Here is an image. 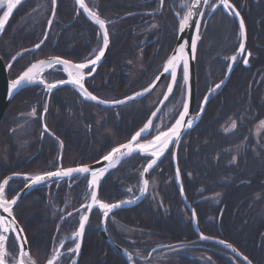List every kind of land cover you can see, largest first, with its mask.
Segmentation results:
<instances>
[{
  "label": "flooded vegetation",
  "instance_id": "af4514ba",
  "mask_svg": "<svg viewBox=\"0 0 264 264\" xmlns=\"http://www.w3.org/2000/svg\"><path fill=\"white\" fill-rule=\"evenodd\" d=\"M84 1L87 7L106 21L109 33V45L105 49L104 56L95 66L90 65L88 69L83 70L85 87L100 99L118 101L148 86L161 72L164 62L174 49L178 38L180 15L187 10V7L182 8V4H186L189 0H163V2L161 0ZM231 1L245 20L243 3L240 6L238 1ZM191 2L192 0L189 1V3ZM256 3L259 5L258 7L262 6L263 8L260 12H264V0H256ZM4 7L7 8L6 5ZM18 9L23 13L18 15L15 22L11 24L10 22ZM206 9L207 13L210 9L209 5ZM3 11L0 8V18ZM212 15H214L213 18L220 17L219 19L224 22L225 31L230 26L232 29L236 27L237 31L240 32L236 17L228 15L222 8H218ZM260 22H264V17L258 18L256 25H260ZM239 40L240 43L236 49L221 58L224 59L228 68L231 62L230 58L241 45L240 37ZM37 44H40L39 48L35 47ZM101 46L102 30L95 22L86 17L83 11L78 8L75 0H56L55 4L52 0H25L15 10L3 31L0 32V58L9 67L8 76L10 80L17 78L33 62L44 58L60 57L73 63H86L89 59H94ZM260 47L264 48L258 43L254 49L250 45L247 27V44L243 53L236 57L234 71L240 65L249 67L251 60L259 55L257 52H260L258 51ZM247 56L248 64H245L243 61ZM93 67L92 75L88 76L89 69ZM262 72L264 74V70ZM262 72L258 78L259 82L262 78ZM180 75L181 71L171 98L157 117L152 134L146 139L154 136L156 123L165 108H168V105L181 95L179 92ZM41 79L46 83H56L60 80H68V74L63 71V67L57 66L47 69L41 75ZM169 83L170 77L168 76L147 97L113 108L85 100L80 90L73 85L65 84L56 89H48L46 85L36 83L23 89L8 106L0 126V148L10 145V149L14 148L17 156L16 166L18 170L9 175L14 173L30 174L31 172L44 173L61 167L77 166L81 163L80 160H77L78 157L84 161L92 158L97 160L104 154L105 151L102 153L103 150L107 151L124 142L121 141L112 145V143L121 140L127 131V118H136L137 115H140L138 117L144 118L143 123L147 121ZM164 84V92L157 98L155 104L151 105V98ZM45 108H47L46 112L44 111ZM33 109H35V113H33ZM25 123L32 126L34 139L22 141V145L25 146L22 148V155H18L17 149H19L20 142L19 144L16 143L15 135ZM133 133L130 134V138ZM256 142L257 147L264 149L263 134L257 136ZM109 144L111 146H108ZM52 153L53 157H50ZM146 162L145 158L139 162L132 169L133 173L141 172ZM41 164L42 166H36ZM81 164L88 163L83 162ZM77 181L79 179L73 178L70 181L51 182L39 189L46 193V200H54V205L58 206L63 201L61 197L63 190L68 186L75 185ZM139 182V177L136 183L130 182L126 191L131 189L133 192L134 186ZM24 185L25 180L21 179L18 192ZM87 199L88 197L85 196V201ZM12 237L8 241V248ZM128 239L131 238L128 237ZM204 242L208 241L200 240L197 235V238L190 240L176 242L169 239L162 240L149 247H142L144 242L140 246L130 243L128 248L117 243L133 255L131 260L135 264H218L214 255L222 254V251ZM75 243L77 240L74 241V239L68 240L66 244L63 240L57 242L55 248L60 244L59 258L63 261L61 264L71 263L76 252L69 253L68 250L72 249ZM10 250L14 254L15 251ZM227 257L230 259V254ZM125 259L127 264H130L126 257ZM230 261L233 263L231 259Z\"/></svg>",
  "mask_w": 264,
  "mask_h": 264
},
{
  "label": "trees",
  "instance_id": "16d2710c",
  "mask_svg": "<svg viewBox=\"0 0 264 264\" xmlns=\"http://www.w3.org/2000/svg\"><path fill=\"white\" fill-rule=\"evenodd\" d=\"M235 1L240 6L243 3L250 45L253 49L257 43L264 47V22L256 25L258 18L264 17V12H260L262 6L258 7L256 0ZM22 13L18 9L10 23L13 24ZM258 51L259 55L251 60L249 67L240 65L235 69L230 82L209 102L199 123L187 132L178 150V161L186 195L197 211L202 232L233 243L255 264H264V149L257 147L255 136L257 125L264 120V76L258 81L264 70V48L260 47ZM199 66L197 60L198 86L201 82ZM180 77L182 82V73ZM202 92L198 88V101ZM138 116L127 118V131L121 140L112 145L129 139L130 134L144 124V118ZM233 121L237 125L235 129H231ZM16 158V151L10 149V145L0 148V183L18 170ZM143 159L140 155L131 156L108 173L100 186V199L115 203L124 198L127 194L124 188H129L130 182L136 183L140 175L133 173L132 169ZM77 160L89 163L96 158L84 161L78 157ZM156 173L160 176L159 196L117 210L113 219L125 227L151 231V237L161 240L176 242L197 238L191 220L184 218L185 213L191 214L185 208L175 184L172 150L150 175ZM20 182L19 178L11 180L7 192L9 198L16 195ZM87 194V178H81L75 185L63 190V201L58 206L54 205V200H46V193L37 189L16 208L15 215L25 230L30 253L38 264L46 263L61 237L77 230L79 213L74 210L85 203L82 196ZM215 197L218 202H214ZM101 219L102 215L95 210L87 227L78 264H127L123 254L103 238L99 224ZM111 228H116V231ZM108 231L122 246L128 248L132 243L125 234L127 232L112 226L111 219ZM133 242L135 246L144 242L141 246L149 247L143 236L135 235ZM204 243L222 251V254L214 255L218 264H233L227 257L230 252L225 248ZM239 262L244 264L241 260Z\"/></svg>",
  "mask_w": 264,
  "mask_h": 264
},
{
  "label": "water",
  "instance_id": "95a60500",
  "mask_svg": "<svg viewBox=\"0 0 264 264\" xmlns=\"http://www.w3.org/2000/svg\"><path fill=\"white\" fill-rule=\"evenodd\" d=\"M25 0H20V3L16 4L15 7L13 8L11 14L9 15V18L4 26V28L6 27V25L8 24L10 18L12 17L13 13L15 12V10L19 7V5ZM213 0H208V3H204L203 0H201V3L199 5V11L204 13L205 14V11H206V8L207 6L212 2ZM78 8L83 11V13L86 15V17L91 20L92 22H95L94 20L91 19V17L88 15V13L82 9L80 7V5L77 3V0H75ZM15 3V2H14ZM85 3V1H84ZM230 3H232V1L230 0ZM233 4V3H232ZM86 5V3H85ZM217 5L215 8L212 9V12L216 11L218 8H222L223 11L225 13H227L228 15L230 16H235L238 23H239V28H240V32H239V37L241 38V44L244 45V50H245V47H246V44H247V27H246V23H245V20L241 14V12L238 10V8L235 6V11H238L239 12V16H236V15H233L232 14V11L229 10V9H225L222 5L219 4V0H217L216 4ZM87 6V5H86ZM89 8V7H88ZM90 9V8H89ZM186 14V13H185ZM184 14V15H185ZM54 15V14H53ZM203 19H204V15L203 16H194L192 18V20L189 21V25L185 28V30L183 32H180L178 31V38H177V42L174 46V49L173 51L171 52V54L169 55V57L167 58V60L164 62V65L163 67L166 65L167 61L172 58L174 55H180L178 53V49L181 45L184 46V54H183V58L182 59H178L175 61L176 63V81L175 83H173L172 79H171V75L170 73H164L163 72V68L161 70V72L156 76V78L148 85L146 86L145 88L133 93L132 95L128 96V97H133V99H122V100H118V101H125L124 103H119V104H113L111 103V101H109V103H99L97 102L96 100H91V99H85L83 94V98L87 101H90V102H93V103H96L100 106H104V107H109V108H113V107H120V106H124V105H127V104H130V103H133L135 101H138V100H141L145 97H147L149 94H151L160 84L161 82L167 78L168 76L170 77V83L165 91V93L163 94L161 100L159 101V103L157 104V106L154 108V110L152 111L151 115L149 116V118L147 119V121L144 123V125L149 121L151 120L152 121V130H153V125L157 119V117L159 116V114L161 113V111L163 110L164 106L166 105V103L168 102V100L171 98L174 90H175V87L177 85V82H178V78H179V73L180 71L182 70V82H183V86L185 88V92H186V98H185V102L184 103H187L188 106H189V112H188V115L185 117V121L187 120H192V126L191 127H188L187 124L185 123L184 127L182 128L181 130V133H180V137H179V140H173V142L169 143L167 148L164 150L163 152V155H161L157 160H156V163L153 165V167L151 169L148 170L147 173L144 172V169L147 167V164L150 162V160L152 159L151 156L149 155H146V154H143V153H140L139 151H136V152H133L131 155H128V156H124V157H120V159L116 162H114V166L111 167V168H108V164L109 162L108 161H104L103 160V157L105 155H107L109 152L112 151L113 148H116V147H119L120 145L122 144H126L128 143L129 141H131V138L126 141V142H123L121 144H118L116 145L115 147H113L108 153H106L105 155H103L102 157H100L99 159H97L96 161L92 162V163H88V164H81V165H77V166H71V167H66V168H59V169H56V170H53V171H57V170H64V169H68V168H77V167H81V166H89L91 169L93 170H99V169H102V168H108V170L104 173V175L102 177H100V180H99V184L98 186L96 187L95 191L97 192V198L99 200V191H100V186H101V183L103 181V179L105 178V176L112 170L114 169L115 167H117L121 162H123L125 159L131 157V156H134V155H140L141 157L143 158H146L147 159V162L146 164L144 165V168L143 170L140 172V176H141V179H142V183H143V180L147 179L149 181V185H148V190L146 193H143L140 195L139 199L135 200L133 203H125L122 205V207L120 208H116L114 209L112 212L109 213L108 217L105 219L102 215V220H101V224H100V230H101V233H102V236L103 238L106 240L107 243H109L111 246H113L115 249H117L118 251H120L130 262V264H135L133 262V260H131V258H133V255L130 254L129 251H127L124 247H122L121 245H119L117 242H115L113 240V238L110 236L109 232H108V229H107V221H108V218L117 210L119 209H124V208H129V207H132V206H135V205H138L140 203H142L144 201V199L146 198V196L148 195L149 193V187H150V173L152 172V170L155 168V166L158 165V163L163 160V158L166 156V154L172 149V153H173V163H174V170H175V184L180 192V195H181V198L185 204V206L187 207V209L189 210V212L191 213V217H192V225H193V228L196 232V234L198 235L199 239L202 240V241H208V242H211V243H214V244H217V245H220L222 246L223 248H225L226 250H228L230 252V259L233 261L234 264H240L238 260H241L244 264H248V261L251 262V264H254L253 261L248 257V261H245L243 259V256H246L245 254H243V252H241L233 243L229 242V241H226L224 239H221L219 237H216V236H210V235H206L204 234L200 227H199V222H198V216H197V212L194 208V206L191 204V202L189 201V199L187 198V195L185 193V189H184V185H183V181H182V175H181V169H180V166H179V161H178V150H179V146L183 140V138L185 137V135L187 134V132L191 129H193L198 123L199 121L202 119L203 115L205 114L206 112V109H207V106L209 104V102L212 100V98L218 94L227 84L228 82L230 81L231 77H232V74H233V71H234V68H235V61H232L231 58V62H230V66L227 70V73L225 75V77L221 80L223 81V83L218 82L217 84H220V87L219 88H216V85L213 86L212 88L209 89V91L206 93L205 96L208 97L207 99V102L205 103L204 101V98L202 100V103L200 105V110L199 112L195 113V109H196V105H197V98H198V79H197V53H198V47H199V42H200V39H201V28H202V23H203ZM243 19V22H244V28H243V31L241 30V27H240V20ZM181 20V19H180ZM51 23V22H50ZM196 25L199 26L198 30H197V27ZM3 28V29H4ZM3 30H0V32H2ZM199 37V38H197ZM196 42V51H195V58H193V54L191 52V43L192 41ZM240 49V46L238 48V50L232 55V56H235L237 57L238 54H241L242 52L239 50ZM53 58H56V57H49V58H44V59H41L43 61H50L52 60ZM62 59V58H61ZM247 59H248V56H247ZM41 60H38L36 62H33L32 64H37L39 61ZM187 60V65H188V79L185 81L184 80V61ZM99 62V61H98ZM97 62V63H98ZM73 63V62H72ZM31 64V65H32ZM248 64V63H247ZM30 65V66H31ZM30 66H28L27 68H29ZM63 67L62 65H54L53 67ZM27 68L24 70L26 71ZM42 69V72H41V75L47 70L49 69L47 67V64H45L44 66L40 67V68H37L34 70V72L36 73L37 71L41 70ZM8 70H9V67H7L3 61L1 60L0 58V126H1V122H2V119L7 111V108L8 106L10 105V103L12 102V100L14 99V97L20 93L23 89L31 86V85H34L36 83H32V84H25L23 85L21 88H18V89H12L11 88V82L13 80H10L9 79V76H8ZM23 71V72H24ZM22 72V73H23ZM21 73V74H22ZM20 74V75H21ZM19 75V76H20ZM18 76V77H19ZM17 77V78H18ZM15 78V79H17ZM14 79V80H15ZM40 84V83H38ZM68 85H73L71 83H66ZM41 85H45V84H41ZM65 85V84H63ZM62 85H58L57 87L55 88H52V89H56L58 87H61ZM74 86V85H73ZM169 86H171V92L168 91L169 89ZM76 87V86H75ZM86 88V87H85ZM87 89V88H86ZM145 89H148V91H145ZM88 90V89H87ZM89 91V90H88ZM90 92V91H89ZM137 93H142L141 95H137ZM94 95V94H93ZM100 100H103V99H100ZM105 101V100H103ZM183 112V108L181 110L180 113ZM179 119V115L178 117L176 118V120ZM176 120L173 122V124L168 127L165 131L163 132H168L176 123ZM141 126L137 131H139L141 128L144 127ZM136 131V132H137ZM135 132V133H136ZM135 133L132 135L134 136ZM162 133V132H161ZM160 134V133H159ZM157 134V135H159ZM149 135L145 136V135H141V137H138L137 138V141L134 142V143H147L148 141H151L154 137L152 138H149V139H146ZM126 151V150H125ZM177 168H179V174H177ZM51 172V171H49ZM46 173V172H44ZM38 174H43V173H38ZM37 173L36 174H22V173H14V174H11L9 175L8 177H13L14 178H22L24 176H34V175H38ZM6 177V178H8ZM83 178V177H87L88 178V187H89V182L91 180V176L90 174H76V173H73L72 176L70 177H52V178H49L46 182L44 183H41L39 185H36L34 187H28L26 188L25 185L24 187L13 197V198H17V203L16 205L13 206L12 208V215L14 216L15 220L17 221L18 225L20 228L23 229V233H22V237H26V244H25V248L23 249V252L20 251L19 247H18V258H17V262L16 263H9L5 260V264H19V261L20 260H23L24 262V256L26 254H30L29 252V243H28V239H27V236H26V233L24 231V228L22 227V225L19 223L18 219L16 218L15 216V209L20 205V203L22 202V200L29 194L31 193L33 190L39 188V187H42L44 186L45 184H48V183H51V182H56V181H61V180H71L73 178ZM5 178V179H6ZM11 181V180H10ZM3 182V181H2ZM7 188H8V185L5 186V199L7 200H12L13 198L9 199L7 197V194H6V191H7ZM93 189L89 187V197L87 199V201H85L84 204H82V206L76 210H74V212H78V211H81V210H85L84 214L83 215H88L89 216V219L85 225V229H84V232L82 234V237H79L77 238V243L80 244V248H79V251L76 252V255L75 257L72 259L71 263L70 264H77L78 263V260L81 256V253H82V248H83V243H84V238H85V234H86V230H87V227H88V224H89V221H90V218H91V215L93 213V211L98 207L97 206H93L91 208V210H86V208L84 206L86 205H89V204H92V201H91V191ZM101 201V200H100ZM103 202V201H101ZM121 201L119 202H115V203H120ZM105 203V202H103ZM113 204V203H111ZM193 210H195V216H193ZM0 215H3V216H7L8 214L7 213H3L2 209H0ZM11 217H9L10 219ZM79 228V227H78ZM78 230V229H77ZM0 232L1 234H4L3 233V228L0 227ZM201 234H203L204 236H207L209 237V239H201ZM11 235L14 236V233H12L11 231H9L7 233V239H6V242H5V249L7 251V247H8V241L11 237ZM74 236V235H73ZM219 241H226L228 244H231L232 247L229 248L226 246V244H222V243H219ZM18 246V244H17ZM233 248L236 249L237 251H233ZM243 254V255H241ZM24 264H26L24 262Z\"/></svg>",
  "mask_w": 264,
  "mask_h": 264
},
{
  "label": "snow or ice",
  "instance_id": "6c2138e0",
  "mask_svg": "<svg viewBox=\"0 0 264 264\" xmlns=\"http://www.w3.org/2000/svg\"><path fill=\"white\" fill-rule=\"evenodd\" d=\"M53 4L56 3V0H52ZM163 2V0H161ZM204 3H208V0H203ZM20 3V0H15V3L12 2V0H9L7 4V11L4 12L3 18H0V30H3L9 15L11 14L13 8L16 4ZM77 3L80 5L82 9H84L88 15L91 17L92 20L95 21V23L100 27L102 30V46L99 48L98 54L95 55L94 59H89L86 63H72L71 61L61 59L60 57L53 58L50 61H39L37 64H32L29 68H27L26 71H24L17 79L13 80L11 82V88L12 89H18L21 88L25 84H32V83H40L45 84L48 89H52L57 87L58 85H63L66 83H71L74 86H76L80 92L83 94L85 99H91L96 100L99 103H109V101H103L100 100L97 96L93 95L91 92H89L83 83L85 79V73L84 69H88L89 66H95L96 63L101 59V57L105 54V49L109 45V33L108 28L106 26V21L101 19L99 15L96 12H93L91 9H89L85 3L84 0H77ZM201 3V0H192L191 3H186L185 6L187 7V12L184 15V17L179 21V31L183 32L185 28L189 25V21L192 20L194 16H203L204 13L200 12L199 5ZM219 4L222 5L225 9H229L232 11L233 15L239 16V12L235 11V5L230 3V0H219ZM217 5H213L215 8ZM197 30L199 28L198 25H196ZM240 27L243 31L244 28V22L243 19L240 20ZM199 38V37H197ZM43 42V41H42ZM41 42V43H42ZM36 48L40 47V44L35 45ZM191 52L193 54V58H195V51H196V42L195 40L191 43ZM242 53L244 51V45H240L239 49ZM178 53L180 55H174L172 58H170L166 65L163 67L164 73H170L171 79L173 83L176 81V63L175 61L178 59L183 58L184 54V46L181 45L178 49ZM248 55H251V53H248ZM15 59V57H13ZM232 61L236 60L235 56L231 57ZM245 64L248 63L247 58L243 61ZM47 64L48 68H52L54 65H62L63 71L67 72L68 74V80H60L56 83H46L44 80L39 78V74L35 73L34 70L37 68H40ZM94 71V67L90 68L87 75L91 76L92 72ZM188 79V65L187 60L184 61V80L186 81ZM223 83V81H221ZM220 84L216 85V88H219ZM171 86H169L168 91L171 92ZM145 91H148V89H145ZM142 93H137V95H141ZM126 99H133V97H128ZM208 97L205 96L204 101L207 102ZM125 101H111L113 104H119L124 103ZM44 111H47V108L44 109ZM189 112V106L187 103L183 104V112L179 114V119L176 120L175 125L168 131V132H162L159 135H156L151 141H148L147 143H134L137 141L138 137H141V135H151L152 134V121L149 120L143 128H141L139 131L135 133L134 136H132L131 141H129L126 144H122L119 147L113 148L111 152H109L107 155L103 157L104 161H108V168H111L114 166V162L118 161L120 157L131 155L133 152L139 151L140 153L149 155L152 157L150 162L147 164V167L144 169V172L147 173L149 169L153 167V165L156 163V160L163 155L164 150L167 148L168 144L173 142V140H179L180 133L182 128L184 127L185 123L188 127L192 126V120L185 121V117L188 115ZM33 113H35V109H33ZM236 122L233 121L231 124V129L236 128ZM45 128H47V125H45ZM226 131L230 129H225ZM126 150V151H125ZM108 168H102L99 170H93L89 166H81L77 168H68L64 170H57V171H51L46 172L43 174H38L34 176H24L23 179L25 180V187H34L36 185H39L41 183L46 182L49 178L52 177H70L73 175V173L76 174H90L91 180L89 182V187L93 190L91 191V201L92 204L84 206L86 210H91L93 206H97L103 210L102 215L106 219L110 212H112L116 208L122 207L125 203H133V200H127V201H121L120 203H103L97 198V192L95 191L96 187L99 184L100 177L104 175V173L108 170ZM177 174H179V168H177ZM13 177H8L3 180L2 183H0V209H2L3 213H7V216L0 215V227L3 228V233L0 234V249H2L5 245L6 239H7V233L11 231L14 233L13 239L18 244V247L21 252H23V249L25 248L26 244V237H22L23 229L19 227L17 221L15 220L14 216L12 215V208L17 203V198H13L12 200L5 199V186L9 185L10 180H12ZM149 181L147 179L143 180V185L140 188L141 193H146L148 190ZM131 191V189H129ZM136 199H139V197H136ZM69 216H71V213H69ZM193 216H195V210H193ZM9 217H11L9 219ZM89 219L88 215H83L79 219V228L74 233L73 239L76 240L79 237H82V234L85 229V225ZM201 239H209V237L204 236L201 234ZM219 243L226 244L227 247L231 248L232 245L228 244L226 241H219ZM63 247V245H61ZM80 248L79 243H75V247L73 249H69V253H75L78 252ZM233 251H237L233 248ZM243 255V254H241ZM243 259L245 261H248L247 256H243ZM58 256H54L52 259H49L47 264H57ZM0 264H5L4 260V253L0 252ZM19 264H24L23 260L19 261ZM248 264H251L250 261H248Z\"/></svg>",
  "mask_w": 264,
  "mask_h": 264
},
{
  "label": "rangeland",
  "instance_id": "374dc122",
  "mask_svg": "<svg viewBox=\"0 0 264 264\" xmlns=\"http://www.w3.org/2000/svg\"><path fill=\"white\" fill-rule=\"evenodd\" d=\"M189 1L187 3H189ZM213 1L209 5L210 9L205 14V18L203 20V24H202V28H201V39H200V43H199V49H198L199 52H198V59L197 60L199 62V65H200L199 67L201 69V72L199 73L201 82H199L198 88H199V90H201L203 92H202V96L199 98V101H198L199 107L196 106V109H195L196 112L195 113L199 112L200 105H201L202 100L205 97L206 93L209 91L210 88L215 86L218 82H220L223 79V77L226 73V70L228 69V65L226 64L224 59H221V58L224 57L226 54H230L232 51H234L236 49L238 43H240L239 42L240 40L238 37L239 36V30L237 31L236 27L232 29V27L228 26L227 31H225L224 22L221 21V19H219L220 17L213 18L214 15H212V9L214 8L213 5L216 4L217 0L214 3H213ZM7 2H8V0H0V8L4 10L1 18H3L4 12H6V8L4 6L6 5ZM185 7H186L185 4H182V8H185ZM186 12H187V10L185 11V13ZM185 13L180 15V19H182L184 17ZM16 22H18V21H16ZM227 40H228V42H227ZM203 74H204V76H203ZM262 76H264V75H262ZM203 87L205 88L204 90H203ZM164 90H165V84L163 86H161L160 89L153 96V98H151V103H150L151 105L155 104L157 98H159L161 96V93H163ZM179 92H181V95L178 96L172 103H170L168 105V108L166 107L165 110L162 112L161 117L158 119V121L156 123L154 135H157V134L165 131L168 127H170L173 124V122L176 120L178 115L180 114V112L183 108V104L185 102V98H186L185 97L186 92H185V88L183 86V82H181V86H179ZM33 132H34V130H32V126L29 124L27 125L25 123L24 125H22L21 129L16 133L15 141L17 144H19V142H20L19 149L16 148L18 150L17 151L18 155H22V153H23L22 148H24L25 145H22V141H28V140L32 141L34 139L33 138L34 137ZM260 134H263V137H264V121L259 123L256 127V130H255L256 139H257V136H259ZM35 139L37 140V138H35ZM108 146H111V144H109ZM111 149H109L107 151L103 150L102 153L105 151L103 155L108 153ZM79 164H81V163H79ZM119 165H121V163ZM36 166H38V165H36ZM117 167H115V168H117ZM141 167H143V166H141ZM143 168H142V170H143ZM114 169H112L110 172H112ZM36 173L31 172L30 174H36ZM38 173H43V172H38ZM139 174H140V172H139ZM138 177H139L140 182H139V184L134 186L133 192H131V191L127 192L126 191L127 188H124V191L127 194H126V196H124V198H122L119 201H127V200L135 201V200H137L136 197H140V195L142 194L140 191V188L142 187L143 183H142L141 176L139 175ZM182 181H183V177H182ZM159 182H160V176H158L157 173L153 174V176L150 175L149 194L147 195L146 198H149L151 200V199L156 198V196H159V194H157ZM88 195H89V192L86 196L89 197ZM84 197L85 196L83 195L82 199ZM216 197H218V196H216ZM216 197L214 198V202L219 201V199L218 198L216 199ZM70 200H72V196H71ZM99 200H101V199L99 198ZM119 201H117V202H119ZM59 210H62V209H59ZM96 211L98 214L102 215L103 210H101L100 208H97ZM84 212L85 211H81L80 214H78L79 219L83 215ZM63 213H64V210H63ZM112 218H114V217H112ZM184 218L192 221V217H191V215H189V213L188 214L185 213ZM111 220H112V226L113 227L114 226L117 227V230H119V231L121 230V232H127L125 234L127 235V237L131 238L132 243H135V242H133L135 235L143 236L145 238V243L150 244L149 246L155 245L156 243H159L160 241H162L158 238H154V236L151 237L153 234L151 231H144V230L138 231V230H135L133 228L125 227L124 225H120L116 219H111ZM99 224H101V223H99ZM78 227H79V224H78ZM111 229L112 230L115 229V231H116V228H114V229L111 228ZM72 233L65 234L63 237H61L60 241L66 239ZM0 234H1V232H0ZM76 240H74V241H76ZM74 247H75V244H74ZM10 249L15 251L14 254L11 252ZM59 250H61L60 244L57 248L53 249L50 256L52 257L53 255H57V253H60ZM18 252L19 251H18L17 243L14 241V239L12 237L11 244H10L9 248L7 247V251L4 254L5 260L9 263H16L17 258H18ZM58 258H59V256H58ZM24 262L26 264H38L37 261L31 255V253L26 254L24 256ZM62 262L63 261H61L59 258L57 261V264H61ZM64 263H65V261H64Z\"/></svg>",
  "mask_w": 264,
  "mask_h": 264
},
{
  "label": "bare ground",
  "instance_id": "6f19581e",
  "mask_svg": "<svg viewBox=\"0 0 264 264\" xmlns=\"http://www.w3.org/2000/svg\"><path fill=\"white\" fill-rule=\"evenodd\" d=\"M8 2H9V0H8ZM8 2L6 3V6H7ZM12 2L14 3L15 0H12ZM6 11H7V8H6ZM41 72H42V69L36 72V73L39 74V78H40V79H41ZM34 74H35V72H34ZM0 252H2V253H4V254L6 253L5 246H4L2 249H0ZM54 256H56V255H53L52 258H53ZM52 258H51V259H52Z\"/></svg>",
  "mask_w": 264,
  "mask_h": 264
}]
</instances>
